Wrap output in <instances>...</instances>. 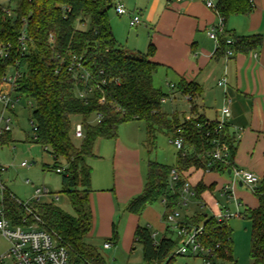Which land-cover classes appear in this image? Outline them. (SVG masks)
I'll list each match as a JSON object with an SVG mask.
<instances>
[{
	"label": "trees",
	"instance_id": "16d2710c",
	"mask_svg": "<svg viewBox=\"0 0 264 264\" xmlns=\"http://www.w3.org/2000/svg\"><path fill=\"white\" fill-rule=\"evenodd\" d=\"M14 0H10L12 3ZM172 2L173 0H168ZM215 12L223 23L234 16L247 15L254 8V0H213ZM113 0H16L7 7L0 6V83L10 69L23 70L17 93L33 101L32 125L34 141L55 162L54 171L62 170L63 193L69 199L74 214L70 215L54 203L36 204L34 212L39 225L52 233L68 249L71 260L87 264H105L94 247L86 243L92 229V213L89 194L91 192L92 167L88 159L99 139H116L120 126L132 121L146 125L145 148H149L159 132L167 131L172 139L183 140L175 168L149 162L143 192L127 205V212L140 216L157 199H165L168 207L163 220L173 212L176 196H169L170 188L177 195L187 182L186 174L194 170L207 171L213 149L207 133L216 121L209 122L197 114L192 105L189 119L179 115L170 117L161 110L164 99L170 95L154 85V75L159 65L151 59L155 53L150 45L147 54L132 55L116 41L110 23ZM84 27L79 29L77 26ZM27 33V51L20 46V36ZM53 37L54 43L49 42ZM227 40L219 39L224 50ZM261 44L258 36L234 37L236 53H246ZM7 51L3 58L1 52ZM81 64L88 73L91 85L106 80L101 90L95 88L92 95L83 101L78 93L87 88L79 76ZM74 71L69 69L74 66ZM176 89L190 100L202 93L195 82L181 79ZM104 97L102 104L100 99ZM97 115L99 123L89 124L91 116ZM73 117L82 118L84 138L79 146L73 142ZM224 141L230 148L232 166L215 163L211 172L227 174L235 165L236 143L224 129ZM12 143L10 133L0 138V146ZM176 170L179 180L170 185L171 172ZM79 188H83L80 191ZM212 187L198 183L199 195ZM259 200L258 208L246 210L251 222L250 257L252 264H264V185L253 190ZM3 205L7 217L13 224H21L25 211L16 197L8 190L3 194ZM194 227H203L202 244L215 249L216 257L233 259L232 230L227 221L218 222L214 216L198 214ZM35 221V220H34ZM186 223V222H185ZM186 225L189 226V223ZM114 239L116 233L114 230ZM147 226L139 225L134 234V243L143 247L145 264H171L177 255L178 240L167 226L165 235L157 240ZM219 248L216 249V246Z\"/></svg>",
	"mask_w": 264,
	"mask_h": 264
},
{
	"label": "crops",
	"instance_id": "0c3cea01",
	"mask_svg": "<svg viewBox=\"0 0 264 264\" xmlns=\"http://www.w3.org/2000/svg\"><path fill=\"white\" fill-rule=\"evenodd\" d=\"M253 2L254 8L249 14L234 16L225 22L224 32L218 35V39L223 37L234 43V37L258 36L261 44L229 58L225 54L234 49V44L223 50L219 41L217 43L208 36V32L218 26L220 18L214 9L207 7L206 0H145L136 4L133 11L142 16V23L137 29L130 30L129 15L115 13L116 17L110 18V23L117 43L130 54L142 56L147 54L150 45L154 46L155 53L151 60L159 65L157 72L161 71L174 86L166 94L190 104L189 115L185 119L196 114L191 113L194 105L197 106L198 115H203L209 122L216 121L220 118L224 102L230 100L228 132L232 137L240 132L234 163L257 175L260 183L256 188H259L264 185V0ZM181 79L199 84L202 93L192 100L182 95L176 89ZM223 79L226 80V86H218V82ZM137 153L138 163L126 174L121 172L120 181L117 153L111 179L107 172L104 177H93V173L91 176L90 233L98 238L112 237L113 246L120 242L123 246L131 244V236L134 241L135 230L140 225L142 215L131 214L126 209L128 203L143 192L146 182L147 168L145 170L141 166L142 152ZM201 182L206 187H212L209 190L212 195L219 194L226 199L223 188L231 184V178L228 174L208 172ZM243 186L237 184L233 187L234 198L244 206V210L258 208V198L242 192L240 189ZM204 207L210 209L205 202ZM215 207L206 216H216L226 208L219 202H216ZM187 219L190 218H183L182 221L186 222ZM163 223L162 233L165 235L167 224L165 221Z\"/></svg>",
	"mask_w": 264,
	"mask_h": 264
},
{
	"label": "rangeland",
	"instance_id": "374dc122",
	"mask_svg": "<svg viewBox=\"0 0 264 264\" xmlns=\"http://www.w3.org/2000/svg\"><path fill=\"white\" fill-rule=\"evenodd\" d=\"M143 1L145 0H113L112 3L114 7L109 12L111 20L113 17H116L115 5L118 3L124 4L127 9V15L133 16L136 14L141 19L142 16L140 13H135L133 11L136 4H141ZM15 2L16 0L12 3L10 0H0V6L7 7L10 4L13 6ZM124 16L123 18L125 19L126 17ZM141 23L142 20L135 27H130V30L137 29ZM77 28L85 29L79 25ZM123 43L124 42H122V44ZM154 85L165 93L173 90V88L171 89L170 80H167V78L162 75L161 71L154 75ZM32 106L33 101L31 99L20 97V101L13 112H8L4 115L5 118H11L9 133L12 143L0 146V165L7 168L2 174V180L8 190L16 197L19 205H28L35 210L36 204L54 203L64 212L73 215L74 212L69 199L63 193L62 175L54 171L55 162L53 157L34 141ZM189 107L190 104L188 101H181L180 99L168 97L162 102L161 110L170 117L177 114L181 120H184V117L189 115ZM183 113H186V115ZM98 123V116H91L89 124L91 126H96ZM72 124L74 127L77 124H82V118L73 117ZM81 141L82 140L73 137V142L76 146H79ZM145 141L146 125L141 121H132L120 126L116 139H99L93 151L96 157L88 159V163L92 167L93 177H104L106 172L110 179L113 177L116 153L118 154V164L116 165L120 174V176H118L119 181L122 179L121 172L126 174V172H129V170L138 163L136 156V154H138L137 151L142 152L143 162L141 166L143 165L145 170L149 162L163 164L171 168L176 167L179 150L174 145L173 139L167 131L157 133L154 144L149 148H145ZM136 147H139V149ZM23 162H27L28 167H22L21 164ZM104 169L107 170L104 171ZM206 174H208V172L194 169L186 174V177L189 179V181L187 179V182L191 185L190 193H186L182 188L178 190L177 195H175V192L171 188L169 191L170 197L176 196L173 212L179 213V220L187 217L190 218L186 220V223H189L191 227L194 226L193 216L198 214H211L212 211L216 209V202H219L221 206L226 207L229 211L236 212L234 202L228 203L227 200L223 199L219 194L212 195L209 190L201 195L197 193L196 187ZM221 179L224 180L225 178L222 177ZM170 185L174 186L171 179ZM41 188L48 189L49 193L37 199L36 191ZM79 190L83 191L84 189L79 188ZM92 190L91 186V191ZM240 190L254 195L253 191L247 186H243ZM204 202L210 209L204 207ZM167 207L168 202L165 199H157L145 209L140 218V225L149 227L154 234H157V240H160L164 236L162 233L164 227L163 215ZM244 209L243 206L241 208V212L243 213L242 217L232 218L228 221V225L232 230L233 259L229 260L227 258L216 257L212 260L213 264H252L250 257L251 222L246 217ZM119 219L116 220V224ZM33 220L34 218L30 217L29 223ZM123 221L124 219L122 222ZM131 237V244L127 243L128 246L127 244L123 246L120 242L117 246H112L107 250L103 248V245L106 242L114 243L113 240H110L112 237L106 239L98 238L90 233L85 241L87 244L97 249L103 257L105 264H145L142 245L134 243L133 235ZM8 248V242L0 238V256L3 255ZM167 261L162 264H167ZM171 264L207 263L200 255H176Z\"/></svg>",
	"mask_w": 264,
	"mask_h": 264
},
{
	"label": "built area",
	"instance_id": "2783aa9c",
	"mask_svg": "<svg viewBox=\"0 0 264 264\" xmlns=\"http://www.w3.org/2000/svg\"><path fill=\"white\" fill-rule=\"evenodd\" d=\"M206 5L208 8L215 10V4L213 0H206ZM115 13L118 15H127L125 7L121 4L115 7ZM141 19L138 15L134 14L130 17V27H135L140 23ZM224 32V23L220 18V22L216 28H212L208 32L210 39L218 43V35ZM27 33L25 29L20 36V46L22 51L25 53L27 51ZM49 42L54 43V39L51 36ZM227 45L232 46L234 43L232 40H227ZM235 49L226 52L225 57L229 58L235 54ZM3 58L8 57L7 51L1 52ZM74 66H72L69 71H74ZM76 67L80 69L79 76L87 84V88L83 92H79L78 96L83 101L92 95L95 88L101 90V85L106 84V80H101L98 83L91 85V77L88 73L83 71L81 64H77ZM24 73L21 68H13L8 71L5 77L0 83V138L10 130L11 118H5V114L8 112H13L15 107L20 101V96L17 93L19 82L23 79ZM218 86L225 87L226 80L223 79L218 82ZM171 88H174L171 85ZM164 101V100H163ZM100 102L103 104L105 98L102 97ZM230 100L226 99L224 105L220 110V118L216 120V125L212 128V131L207 133V138L210 140L213 147L209 157L210 163L209 168L206 172H211L210 167L215 163L224 164L225 166H232L230 148L226 144L224 139V129L228 127V119L231 114L230 110ZM3 126V127H2ZM36 128H34V132ZM240 132L233 137L234 142L237 144L240 139ZM73 137L82 140L84 138V130L82 124H77L73 126ZM174 145L178 150L182 149L183 140L181 138H175L173 140ZM22 167H28L27 162L21 164ZM6 168L0 165V238L5 239L8 244V250L0 256V264H87L83 261L74 262L71 260L68 249L58 240L56 236L42 228L39 223L40 219L34 212L33 208L28 205H23L22 208L25 211V215L22 219L21 224H13L12 221L7 217L6 210L3 205V194L7 190L6 185L2 180V174L5 172ZM231 173L228 175L231 178V184L224 186L223 196H226L228 203L234 202L236 207V212H231L224 208L221 210L214 218L218 222L229 221L232 218L242 217L241 212L242 204L238 203L232 194V189L235 185L241 184V186H247L252 191L260 183V178L254 173L241 169L236 165H233ZM62 170L58 169L56 173H61ZM228 174V172H227ZM179 180L178 173L176 170L171 172V181L173 183ZM186 193H190L191 185L186 182L182 188ZM48 189L41 188L37 189L36 197L40 199L42 196L48 194ZM246 211V210H245ZM245 213V212H244ZM33 217L34 220L29 223V218ZM179 213L172 212L166 218L165 223L171 228L174 235L178 240V248L176 250L177 255H200L202 256L207 264H213L212 260L216 258L215 249L205 247L201 242V235L203 232V227H191L186 225L182 220H179ZM157 234H153V238L156 239ZM157 242V239H156ZM113 243L106 242L103 245L105 250L110 249ZM219 245L216 246V249Z\"/></svg>",
	"mask_w": 264,
	"mask_h": 264
},
{
	"label": "water",
	"instance_id": "95a60500",
	"mask_svg": "<svg viewBox=\"0 0 264 264\" xmlns=\"http://www.w3.org/2000/svg\"><path fill=\"white\" fill-rule=\"evenodd\" d=\"M231 173V170H228V175ZM241 185V184H240Z\"/></svg>",
	"mask_w": 264,
	"mask_h": 264
}]
</instances>
